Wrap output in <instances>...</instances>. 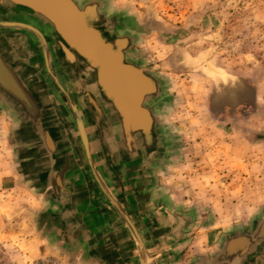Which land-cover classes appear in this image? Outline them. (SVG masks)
Here are the masks:
<instances>
[{
	"label": "rangeland",
	"instance_id": "1",
	"mask_svg": "<svg viewBox=\"0 0 264 264\" xmlns=\"http://www.w3.org/2000/svg\"><path fill=\"white\" fill-rule=\"evenodd\" d=\"M106 1L111 12L132 18L136 58L165 83L163 115L172 150L159 177L160 192L169 195L176 208L211 222L218 215L211 203L199 202L202 190L205 196L213 190L220 195L233 192L237 211L246 206L252 209V219L263 215L264 169L234 172L227 164L249 145L252 161L254 154L264 152V0ZM244 83L258 91V102L235 113L213 110L215 94ZM245 112L253 127L231 119ZM16 125L0 111V264H35L60 257L46 240L40 219L45 203L26 177L25 146L15 138ZM212 179L220 180L219 188L198 186ZM224 179H235L236 186L223 187Z\"/></svg>",
	"mask_w": 264,
	"mask_h": 264
},
{
	"label": "water",
	"instance_id": "2",
	"mask_svg": "<svg viewBox=\"0 0 264 264\" xmlns=\"http://www.w3.org/2000/svg\"><path fill=\"white\" fill-rule=\"evenodd\" d=\"M0 6L6 10V16L0 13V111L17 121L15 138L25 146L26 164L33 170L29 181L36 191L51 195L43 199L48 211L54 219L60 217L67 226L63 232H69L76 225L79 196L70 157L84 148L91 153L86 125L100 121L103 98L126 107L131 100L142 102L145 95L157 92V84L164 89L165 83L154 68L136 58L132 18L111 12L106 0H0ZM33 17H42L45 29L55 36L54 62L69 75L77 96L73 101L63 92L73 115L66 117L68 123L61 119L45 73L23 59V29H33L26 22ZM39 36L47 59L46 41ZM47 64L50 68L48 59ZM52 78L57 83L53 73ZM77 131L83 144L69 143ZM126 220L147 264L141 237ZM80 224L76 229L84 230ZM203 264H264V214L250 231L229 236L217 257Z\"/></svg>",
	"mask_w": 264,
	"mask_h": 264
},
{
	"label": "crops",
	"instance_id": "3",
	"mask_svg": "<svg viewBox=\"0 0 264 264\" xmlns=\"http://www.w3.org/2000/svg\"><path fill=\"white\" fill-rule=\"evenodd\" d=\"M58 68L60 67L58 66ZM246 87L249 93L248 103L251 104L252 101L258 102V91L253 90L249 84ZM240 104L234 105L238 106ZM231 119L247 121L249 127H253V119L246 112L243 116L234 114ZM73 123L76 126L74 121ZM262 143L261 146L263 145ZM254 155V161H252L251 146H247V150L243 152V155L242 153L241 155H236L233 162L227 164L228 170L245 172L255 168L264 169V164H262L264 163V152ZM94 166L93 173L90 176L76 165L73 168L71 177L73 182L76 183L75 185L79 192L76 211L77 221L76 225H71L72 228L69 232H63L64 228L59 230L60 233L69 235L65 248L61 245L65 241H55L52 234H47L46 240L52 246L54 254L59 256L64 264H143L141 246L126 220V217L134 219V215L132 211L128 214L124 210L120 203L121 201L119 202L121 197L117 192L118 190H116L117 188H114L113 191L101 179L99 168L96 165ZM32 171V168L27 166L26 177L29 178L33 173ZM212 181L213 183L208 181L206 184L202 181L198 186L207 187L211 185L212 189L220 187L219 179H212ZM232 181L230 183L227 179H224L222 186L229 188L233 185L235 187L236 180L233 179ZM28 182L33 188L30 181ZM36 192L45 203L43 212L46 211L47 214L52 215L48 211L49 206L43 200L45 197H49L47 196L49 193L45 194L42 189ZM202 193V198L199 202L212 204L211 211L213 213L216 211L218 215V217H214L216 219L215 222L207 220L197 212L195 214L176 208L172 203V198L167 195L169 200L168 207L165 210L152 212L156 220L160 221V226L140 227V233L135 229L141 237L147 264H203L206 261H211L221 252L229 236L250 231L253 224L258 221L259 217L252 219V209L250 207L246 209L245 206L243 211H237V206L234 202L235 196L231 195L233 192L228 191L227 194L220 195L213 190L211 194L206 196L203 190ZM65 195L67 196V194ZM199 196H196V198H199ZM217 204H222L225 209L223 211L218 210L221 207L217 206ZM55 209L56 207H52V210L55 211ZM202 209L204 210V207ZM178 211H181L183 216L189 220L182 238L171 236L173 225L175 224V214ZM202 214L204 213L202 212ZM131 219L129 220L132 221ZM64 224L66 225V223ZM79 224L84 227V230L76 229ZM53 234L58 236L56 233ZM95 250L101 254L100 257Z\"/></svg>",
	"mask_w": 264,
	"mask_h": 264
},
{
	"label": "flooded vegetation",
	"instance_id": "4",
	"mask_svg": "<svg viewBox=\"0 0 264 264\" xmlns=\"http://www.w3.org/2000/svg\"><path fill=\"white\" fill-rule=\"evenodd\" d=\"M2 4L4 7L8 6L6 2ZM12 8L16 7L12 5ZM0 13L6 16V10L1 6ZM26 22L33 29H23V59L26 64L45 73L52 86L54 103L58 105L61 119L63 123H68L66 117H73V115L60 87L61 85L70 86L66 82H69L70 77L54 62L52 45L55 36L45 29L47 22L42 17H33ZM39 34L46 41L50 68ZM52 73L57 83L53 80ZM157 88V92L145 95L142 102L136 99L131 100L126 107L117 105L112 99L103 98L100 121L96 126L86 125L91 153L88 154L83 147V153L74 151L70 157L75 165L89 176L93 173L94 165L99 168L101 179L113 191L117 188L121 197L119 202L121 201L124 210L128 214L132 211L134 219H129L139 233L140 227L160 226V221L156 220L152 212L165 210L169 204L167 195L160 192L159 177L171 156V137L163 115V89L158 84ZM75 140L83 144L79 131L74 133L72 138H68L69 143ZM47 196L51 195L47 194ZM40 219L44 222L46 233L52 234L57 242L65 241L61 244L65 248L69 235L59 232L66 226L62 219L60 217L54 219L46 211ZM188 224L189 220L181 211H178L175 214L171 236L182 238ZM95 252L99 257L101 256L96 250Z\"/></svg>",
	"mask_w": 264,
	"mask_h": 264
},
{
	"label": "trees",
	"instance_id": "5",
	"mask_svg": "<svg viewBox=\"0 0 264 264\" xmlns=\"http://www.w3.org/2000/svg\"><path fill=\"white\" fill-rule=\"evenodd\" d=\"M248 84H239L235 87L232 88H226L223 90L222 94H215L212 97V102H211V106L213 108V110H215L216 108H222L223 110L225 109H229L232 110L233 113H235L238 109H240L241 107L243 108V110H245L244 106L245 104L248 103V89L247 87ZM240 104V105H234V104ZM243 103V104H242ZM220 108V110H221ZM220 110L218 109L216 112H218V114H220ZM220 112V113H219Z\"/></svg>",
	"mask_w": 264,
	"mask_h": 264
},
{
	"label": "built area",
	"instance_id": "6",
	"mask_svg": "<svg viewBox=\"0 0 264 264\" xmlns=\"http://www.w3.org/2000/svg\"><path fill=\"white\" fill-rule=\"evenodd\" d=\"M35 264H63V261L60 258L54 257L37 261Z\"/></svg>",
	"mask_w": 264,
	"mask_h": 264
},
{
	"label": "bare ground",
	"instance_id": "7",
	"mask_svg": "<svg viewBox=\"0 0 264 264\" xmlns=\"http://www.w3.org/2000/svg\"><path fill=\"white\" fill-rule=\"evenodd\" d=\"M64 82V81H63ZM67 83H69L70 84V86H62L61 85V90H62V92H67V93H69L70 95H71V97H72V99H73V101H75L76 100V98H77V96H76V94H75V91L73 90V88H72V86H71V83L70 82H68V81H66Z\"/></svg>",
	"mask_w": 264,
	"mask_h": 264
}]
</instances>
